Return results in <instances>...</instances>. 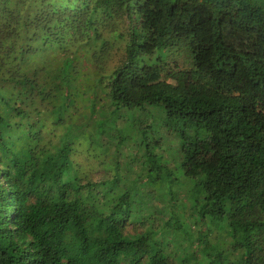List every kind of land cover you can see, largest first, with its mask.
I'll list each match as a JSON object with an SVG mask.
<instances>
[{"label": "trees", "instance_id": "1", "mask_svg": "<svg viewBox=\"0 0 264 264\" xmlns=\"http://www.w3.org/2000/svg\"><path fill=\"white\" fill-rule=\"evenodd\" d=\"M145 105L184 138L182 208L120 176L129 129L155 156V119L117 117ZM193 215L194 251L162 242ZM0 264H264V0H0Z\"/></svg>", "mask_w": 264, "mask_h": 264}, {"label": "rangeland", "instance_id": "2", "mask_svg": "<svg viewBox=\"0 0 264 264\" xmlns=\"http://www.w3.org/2000/svg\"><path fill=\"white\" fill-rule=\"evenodd\" d=\"M159 111V109L155 106L151 105H145L144 107H132V108H121L118 109L117 117L119 118V122L123 121L128 126L137 125L140 121L149 120L150 122L152 119H155V121L152 124V127L148 129L147 132L144 133V140L146 143L149 144L150 147H152V151L155 154L154 158L145 157L144 156V148L145 145L142 142L143 139L141 137L136 136V131L133 130L134 134H131L130 129L129 133H126L124 145L129 146L131 149V153H134L131 157L126 156V154L121 155V162L122 167L120 168L121 174L120 176L123 178V183L126 185V187H130L133 191L132 193V205L134 206V211H136L135 208V201L137 199H142L143 203L150 204L154 199H160L159 195L154 194V191L158 187H168L172 188L174 187L175 194H174V205L177 207L182 208L184 206L183 204V196L182 192H188V195H190V189H192L193 185L195 184L194 179H188L183 169L180 165L181 160V152L179 151V147L181 144V141H183V137L179 135V131L176 130L175 127L168 126L165 122L163 117L158 116L155 118V113ZM154 115V116H153ZM132 132V133H133ZM122 135H124L122 133ZM129 138V136H131ZM144 145V147H143ZM114 149V148H113ZM140 149V150H139ZM144 150V151H143ZM123 150H121L122 152ZM87 154L84 150H79L78 157L79 160L84 164L85 170L88 171V173L92 174L91 176L94 179L100 178L102 173V167L100 166L101 162H106L107 166L111 164L113 161V156H108L107 154H102L99 156H92L91 158H87ZM150 158V159H148ZM156 158V160H155ZM148 159V163L150 165H154L155 163H163L164 165L168 167V170L166 168H162L161 170H157V168L152 166V169L148 167L147 171L145 172H138L142 170V166L144 161ZM155 160V161H154ZM100 162V163H98ZM155 162V163H154ZM113 163V162H112ZM149 165V166H150ZM109 171V170H108ZM169 171V172H168ZM148 174H156L160 178L154 181V179L148 180L150 178L147 176ZM142 177L140 178V176ZM139 183H143V186L137 187ZM142 189L143 192H141V197H136L134 195V191L137 189ZM165 197V196H164ZM171 197V196H170ZM169 197V198H170ZM191 201V199H190ZM172 204V202H171ZM185 208V207H184ZM183 210V209H182ZM199 221L197 215H193L191 221H186L183 228L187 231H189V238L184 239L181 237H178L176 239L174 233L167 236V238H161L162 242L164 244H168V247H175L177 248L181 247V245L185 244V247L187 248L188 252L194 251L196 249L195 243H193V239L195 237V234L193 233V228L191 229V222L193 221ZM199 222V226L202 225L203 229L212 228V225L209 223ZM190 224V225H189ZM138 228V226L136 225ZM199 229V227H197ZM126 229L129 232H133L134 230V224H129L126 226ZM200 230V229H199ZM217 232V231H215ZM195 246V247H194Z\"/></svg>", "mask_w": 264, "mask_h": 264}]
</instances>
